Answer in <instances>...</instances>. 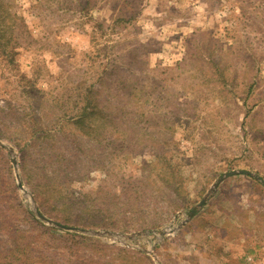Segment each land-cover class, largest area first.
<instances>
[{"label": "rangeland", "instance_id": "374dc122", "mask_svg": "<svg viewBox=\"0 0 264 264\" xmlns=\"http://www.w3.org/2000/svg\"><path fill=\"white\" fill-rule=\"evenodd\" d=\"M260 179L264 0H0V226L13 198L59 264H264Z\"/></svg>", "mask_w": 264, "mask_h": 264}, {"label": "trees", "instance_id": "16d2710c", "mask_svg": "<svg viewBox=\"0 0 264 264\" xmlns=\"http://www.w3.org/2000/svg\"><path fill=\"white\" fill-rule=\"evenodd\" d=\"M1 192V190H0ZM13 190L11 189V193ZM12 206L9 208V220L3 222L0 226V230L3 229V233H8L10 240H6L5 244L0 245V264H59L55 261V257L59 255L57 253L58 246H54L53 242L55 239L51 236L53 235L49 229H54V231L63 232V230H57L52 227H43V229L34 232L36 236H33L30 230L24 231L18 228H14L15 216L24 212L25 217L34 218L29 210L23 208L21 211L20 205L13 203V198L11 199ZM38 224L41 222L36 221ZM43 225V224H42ZM12 228V229H10ZM35 230V229H34ZM32 231V230H31ZM1 232V231H0ZM1 232V233H2ZM36 237V239H33ZM56 249H55V248ZM76 264H88L91 261H81V258L75 260Z\"/></svg>", "mask_w": 264, "mask_h": 264}, {"label": "water", "instance_id": "95a60500", "mask_svg": "<svg viewBox=\"0 0 264 264\" xmlns=\"http://www.w3.org/2000/svg\"><path fill=\"white\" fill-rule=\"evenodd\" d=\"M239 171L237 170H232V171H229L226 173V176H230V175H233V174H236L238 173ZM240 172L242 173H246V174H251V172L249 171H246V170H241ZM223 179V176L219 178L218 181H221ZM263 183H264V180L263 179H260ZM203 203V201H202ZM38 216L41 217L42 219L48 221V222H51L53 223L54 225L60 227V228H63V229H71V227L67 226V225H64V224H61V223H58V222H55V221H52V220H49L47 217H45L44 215H42L41 213L37 212Z\"/></svg>", "mask_w": 264, "mask_h": 264}]
</instances>
